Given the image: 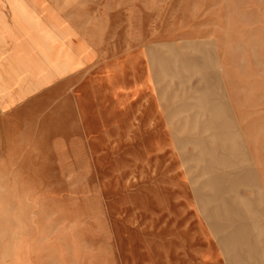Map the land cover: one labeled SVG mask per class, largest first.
Segmentation results:
<instances>
[{"label": "rangeland", "instance_id": "1", "mask_svg": "<svg viewBox=\"0 0 264 264\" xmlns=\"http://www.w3.org/2000/svg\"><path fill=\"white\" fill-rule=\"evenodd\" d=\"M10 3L17 32L31 37L29 63L39 45L60 79L92 77L145 40L166 44L157 52L171 54L170 80L159 76L173 106L188 108V124L170 127L187 137L173 163L197 227L173 237L154 197H139L151 192L162 209L174 173L143 170L133 189L124 161L100 171L106 148L89 166L77 155L32 156L20 137H5V149L0 137V264H264V0H43L37 23V0ZM163 147L146 142L145 151Z\"/></svg>", "mask_w": 264, "mask_h": 264}, {"label": "crops", "instance_id": "2", "mask_svg": "<svg viewBox=\"0 0 264 264\" xmlns=\"http://www.w3.org/2000/svg\"><path fill=\"white\" fill-rule=\"evenodd\" d=\"M42 2L37 0L34 23L40 20ZM12 13L10 0H0V137H4L5 149L9 144L12 147L11 138L5 137H20V148L30 146V150L37 153L32 156H39L38 152H47V157L53 158L77 155L84 158V164L89 161L90 166L91 158L103 155L102 148H106L111 160L101 162L100 171L117 166L124 169L125 162L134 173L133 189L139 187L143 170L151 177L161 169L165 175L174 173L178 180L167 179L164 190L168 197L158 203L162 209H156L157 202L151 192L144 196L141 193L139 197L147 199L148 204L154 197L155 211L165 217L171 235L180 239L179 230L191 229L194 218L190 211L189 220L187 183L176 165L174 167L173 152L187 137L173 138L170 127L188 124V108L181 101L173 106L172 86L166 85L159 76L163 69L164 74L166 71L169 74L168 77L165 74V79L170 80L171 54L157 52V47L166 44L145 40L121 52L110 66L92 77L79 81L74 77L60 79L59 66L52 58L44 57L39 45L34 47L39 63L36 61L34 67L29 63L27 46L31 37L28 38L26 32H17L18 20L12 18ZM45 60L52 64L44 66ZM54 66L55 71L51 69ZM13 85L16 86L11 92ZM95 93L103 97L99 103H93ZM173 119L178 121L173 122ZM146 142L152 145L163 142L164 147L148 153ZM199 222L202 225V220ZM202 245H194V250H200ZM184 248L180 247V254L188 253L189 245Z\"/></svg>", "mask_w": 264, "mask_h": 264}]
</instances>
